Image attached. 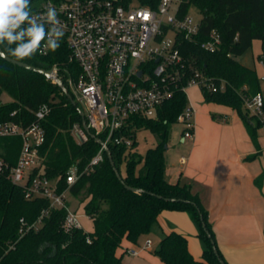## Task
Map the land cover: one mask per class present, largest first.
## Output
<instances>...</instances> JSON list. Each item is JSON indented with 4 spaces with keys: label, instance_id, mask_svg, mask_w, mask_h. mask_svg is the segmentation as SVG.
Masks as SVG:
<instances>
[{
    "label": "trees",
    "instance_id": "16d2710c",
    "mask_svg": "<svg viewBox=\"0 0 264 264\" xmlns=\"http://www.w3.org/2000/svg\"><path fill=\"white\" fill-rule=\"evenodd\" d=\"M139 1L153 7L158 3V0ZM192 6L201 14L199 35L196 41H184L181 52L208 76L227 81L224 91L202 88L204 98L207 102L215 101L235 108L260 152L257 133L263 124L245 107L246 98L262 92L260 78L255 68L243 64L237 57L249 50L255 39H259L262 42L259 58L264 64V0H185L181 14L188 13ZM212 29H217L222 36V44L215 52H209L200 45ZM24 62L48 69L57 67L58 76L76 102L73 103L44 74L0 56V98L4 92L12 98L5 103L0 101V122L14 120L28 126L36 120L38 107L43 103L49 104V113L41 121L45 129V140L39 146L41 165L33 170L32 175L43 174L57 180L58 190L63 191L68 187V171L74 166L82 171L101 146L91 136L78 142L72 133L75 123L83 127V120L79 113L82 106L71 89L69 79L76 80L81 67L70 61V49L64 38L56 52H40ZM187 104V94L179 86L155 117H133L131 147L108 143L123 181L145 191L128 189L116 175L106 152L93 171L82 174L70 186V195L80 199L83 211L92 219L93 228L88 231L79 228L65 231L62 221L67 210L56 208L44 217L39 229L20 236V218L24 217L28 223L36 221L41 212L49 208V201L43 197L27 198L24 187L12 182L9 169L18 160L22 138L0 137V159L8 164V168L0 173V264H124L118 254L123 242L137 243L142 235L151 233L158 226V216L164 210L187 212L197 227L203 247L202 259H196L189 250L185 235L176 231L163 233L153 253L164 264H222L219 257L229 264L218 247L209 210L201 193L191 183L167 179L166 145L178 115ZM141 128L152 131L158 140L156 146L148 148L143 156L134 150L136 132ZM99 137L105 139L104 134ZM258 152L249 158L257 157ZM261 180L262 176H259L256 181L259 184Z\"/></svg>",
    "mask_w": 264,
    "mask_h": 264
},
{
    "label": "built area",
    "instance_id": "2783aa9c",
    "mask_svg": "<svg viewBox=\"0 0 264 264\" xmlns=\"http://www.w3.org/2000/svg\"><path fill=\"white\" fill-rule=\"evenodd\" d=\"M184 1L158 0L153 7L141 4L139 0H31L34 13H43L48 6L57 9L63 38L70 49V61L81 67L77 79L70 78L69 84L82 103L91 131L98 137L104 134L102 140L106 144L131 147L133 117H155L179 86L185 93L190 86L213 92L226 90L228 83L224 78L208 76L181 52L184 41L197 40L201 22V18L196 19L189 12L181 14ZM221 44L222 36L217 29H212L200 42L209 52L217 51ZM50 80L56 83L54 79ZM245 101L264 125L263 93ZM49 110L48 103L41 104L35 112L36 120L28 126L14 120L0 122V137L22 138L21 151L16 164L9 169V178L24 187L27 198L43 197L49 201V208L44 209L36 221L28 223L24 217L20 218V236L39 229L44 217L56 208L67 210L62 221L65 231L89 230L83 219L90 217L68 204L71 203L70 186L82 174L95 169L103 160L105 150L100 146L82 171L72 167L66 175L68 187L63 191L58 190L57 180L43 174L33 176V170L41 165L39 146L45 140L41 121ZM194 113V106L188 103L178 115L177 123L183 126L185 139L194 137ZM72 133L78 142L87 138L79 123L73 125ZM184 159L182 156L181 160ZM7 168L8 164L0 159V173ZM87 241L91 242L89 235ZM151 244V239H147L143 248L149 249ZM139 251L137 248L129 250L132 255H138Z\"/></svg>",
    "mask_w": 264,
    "mask_h": 264
},
{
    "label": "crops",
    "instance_id": "0c3cea01",
    "mask_svg": "<svg viewBox=\"0 0 264 264\" xmlns=\"http://www.w3.org/2000/svg\"><path fill=\"white\" fill-rule=\"evenodd\" d=\"M242 63L254 68L253 63ZM180 141L187 143L189 151L180 156L178 165L169 163L166 158V175L170 177L167 179L191 183L201 193L218 247L229 264H264L262 151H257L244 122L238 126L236 121L219 122L208 112L203 115L196 112L194 137L185 139L181 134ZM256 152L257 157L249 158ZM182 156H185L184 161ZM259 176L262 180L258 184ZM171 231L185 235L190 252L196 259H202L203 247L197 227L187 212L177 210L161 212L158 226L151 233L142 235L137 243L125 240L118 254L124 264H164L153 250L159 246L162 234ZM151 236L156 238V248ZM144 239H151V248L140 246L144 245ZM132 248L139 249V254L132 255L129 252Z\"/></svg>",
    "mask_w": 264,
    "mask_h": 264
},
{
    "label": "rangeland",
    "instance_id": "374dc122",
    "mask_svg": "<svg viewBox=\"0 0 264 264\" xmlns=\"http://www.w3.org/2000/svg\"><path fill=\"white\" fill-rule=\"evenodd\" d=\"M189 13H191L196 19L201 18V14L195 6H192L189 9ZM261 53H262V42L259 39H255L253 41L251 48L243 56H241L239 58V60H240V62H244V63L249 64V65L250 64L252 65V63H253L254 68L256 69L257 74L260 78L261 91L264 95V64H263L262 60L259 58V55ZM186 94H187L188 103L192 102L194 104L196 112L198 114L203 115V113L208 112L212 119H216L219 122H223V119H225V121H228L230 124L232 122L234 123L236 121V123H238V126H242L243 120L235 108H233L230 105L218 103L215 101L207 102L205 100L203 92L199 86L188 87L186 90ZM75 96H76V99L80 102V104L82 106V103H81L78 95H75ZM11 99L12 98L10 97V95L8 93L4 92L1 95L0 101H1V103H5V102L10 101ZM246 106H247V104L245 102V107ZM244 109H246V108H244ZM195 113H194V117H193L194 122H195ZM250 113L252 114L251 111H250ZM182 129H183V126L180 123H176L175 125H173V127L171 129V137H170V140L168 142V148L166 149V158L168 159V162L171 164L174 163V164L178 165L180 156L182 154L187 155V153L189 151V149L187 148V145H186L187 143L184 144L183 142L180 141ZM257 134H258L257 142H258L260 149L262 151L261 152L262 153L261 154V157H262L261 162L264 166V125L258 129ZM157 141L158 140H157L156 135L154 133H152V131H150L149 129H146V128L138 129L136 132L137 144H136L134 150L138 154L143 156V155H145L148 148L156 146ZM254 160H252V162H254ZM167 178H170L169 175H167ZM70 199H71V206L73 208H79L80 211H83V205L80 203L79 198L71 196ZM83 223H84V226L86 227V229L90 230L93 228V223H92L91 218L85 217L83 219ZM151 238L153 240V248H156V246H157L156 238L154 236H151ZM144 242H146V239H144ZM140 246L143 247V245H140Z\"/></svg>",
    "mask_w": 264,
    "mask_h": 264
},
{
    "label": "clouds",
    "instance_id": "9594fccd",
    "mask_svg": "<svg viewBox=\"0 0 264 264\" xmlns=\"http://www.w3.org/2000/svg\"><path fill=\"white\" fill-rule=\"evenodd\" d=\"M63 36L54 6L34 13L31 0H0V51L17 62L40 52H56Z\"/></svg>",
    "mask_w": 264,
    "mask_h": 264
},
{
    "label": "water",
    "instance_id": "95a60500",
    "mask_svg": "<svg viewBox=\"0 0 264 264\" xmlns=\"http://www.w3.org/2000/svg\"><path fill=\"white\" fill-rule=\"evenodd\" d=\"M0 56H1L2 58H4L5 60H7V61L13 63V64H16V65H19V66H21V67H25V68H27V69H30V70H33V71H36V72L42 73V74H44L48 79H54L55 82H56V84H57V85H58V86L64 91V93H65V94L71 99V101H72L73 103L76 102V100L74 99L73 95L70 93L69 88L65 85V83L63 82V80L58 76V74H57V70H58V69H55V68H49V69H48V68H44V67H40V66H35V65L29 64V63L24 62V61L17 62V61L15 60V58H13V57H11V56H7V55H5L4 52H2V51H0ZM140 74H141V73H140ZM73 92H74L75 95H77L76 91H73ZM79 113H80V115H81V117H82V120H83V128H84V130H85V132H86V136H91V137L95 138L96 141H97L101 146L104 147V150H105V152L107 153V156H108V158H109V160H110V163L112 164L113 169H114L116 175L119 177V179H121L122 183H123L128 189H131V190H133V191H136V192H143V191H145L144 189H141V188L131 187V186L127 185V184L123 181L122 176H121V174H120V172H119L118 168L116 167L115 162H114V160H113L112 153H111V150H110V148H109V145L106 144V143H105L100 137H98L95 133H93V132L91 131V129H90L88 123H87V120H86V118H85V114H84V111H83L82 108H79ZM166 147H167V145H166ZM159 196H160V195H159ZM160 197H161V196H160ZM167 199L175 200V198H167ZM203 227L205 228V230H206V232L208 233L209 237H211V234L209 233V231H208V229H207V227H206V224H205L204 222H203ZM211 241H212V243H214V240H213V239H212ZM213 248H214L215 253L218 254V252H217V248H216L215 245L213 246ZM218 257H219V256H218ZM219 260H220V262H221L222 264H226V263L224 262V260L221 259L220 257H219Z\"/></svg>",
    "mask_w": 264,
    "mask_h": 264
}]
</instances>
